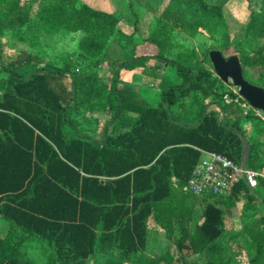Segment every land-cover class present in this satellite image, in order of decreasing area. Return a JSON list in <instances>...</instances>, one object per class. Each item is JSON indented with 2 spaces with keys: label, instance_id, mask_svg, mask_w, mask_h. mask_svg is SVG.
<instances>
[{
  "label": "trees",
  "instance_id": "obj_1",
  "mask_svg": "<svg viewBox=\"0 0 264 264\" xmlns=\"http://www.w3.org/2000/svg\"><path fill=\"white\" fill-rule=\"evenodd\" d=\"M227 6L244 22L232 45ZM156 10L165 33L159 25L145 43L166 52L140 55L136 32L117 33L116 15L83 0H0V264H195L201 256L264 264L263 179L254 191L242 182L224 197L184 189L202 151L240 163L243 139L247 166L264 168V122L239 101L226 104L227 84L193 52L180 63L168 55L170 32L207 33L218 39L208 58L213 50L237 56L244 78L247 70L250 84L264 89V0H162ZM72 34L80 57L57 61L42 50L49 37ZM114 45L121 60L106 80L99 71ZM149 56L178 79L156 105L139 106L118 83ZM92 112L105 114L100 141L92 129L100 120H85ZM241 203L254 216L228 229L226 212ZM160 230L172 247L156 259L146 251ZM29 240L46 254L30 256Z\"/></svg>",
  "mask_w": 264,
  "mask_h": 264
},
{
  "label": "rangeland",
  "instance_id": "obj_2",
  "mask_svg": "<svg viewBox=\"0 0 264 264\" xmlns=\"http://www.w3.org/2000/svg\"><path fill=\"white\" fill-rule=\"evenodd\" d=\"M85 3H87L89 6L96 10L104 11L107 13H111L117 16L119 19V24L117 27V33L120 31L124 32L125 34H130L131 32H136L133 36L134 44H137V54H147V53H163L166 52L165 48H159L157 44L152 43V39L156 36H158L159 31H156L159 29V25L161 26V33H165L163 31L164 25L160 24V12L159 10H156V7L159 3H161L162 0H83ZM207 2L211 3L214 0H206ZM228 7V8H227ZM223 9L225 14V21L228 25V33L227 37L230 42V45L235 43V41L238 40L240 37V34L242 33V24H244L243 21L236 15H232L230 13V7L227 6ZM239 11H242L241 5L238 3ZM30 19H35V12L32 11L31 14H29ZM242 23V24H241ZM20 29H26L27 26H19ZM160 33V34H161ZM157 34V35H156ZM152 37L151 41H148L145 43V41ZM78 38L79 36L77 34H72L68 36L63 35H57L54 37H49L45 42L42 50H45L47 56H52L54 58L60 59L59 57L61 55H70L71 57H80V53L78 51ZM158 39V38H156ZM170 46L168 47V55L175 60V62L180 63L184 59L192 60V57L189 55V53H194L195 59L198 61H202L203 64L213 70L212 63L210 59L207 57V53L209 50H211L213 47L214 42H218V39H211L209 36H207V33H204L199 36V38H190L188 35L179 32L178 30H174L170 32ZM113 41V40H112ZM114 43V42H113ZM260 45H264V38L259 40ZM115 45L112 47L111 50V56L108 62H105L102 66L104 70H100V77H105L106 80L110 79L112 75H110L111 71V63L117 62V60H121L119 56V51L116 49ZM214 51V50H213ZM222 52V51H221ZM223 53V52H222ZM148 55V54H147ZM223 55L227 58L228 55L226 53H223ZM46 57V55L44 54ZM47 58V57H46ZM49 59V58H47ZM117 59V60H116ZM194 59V58H193ZM115 60V61H114ZM195 60V61H196ZM60 64V63H59ZM62 65V64H60ZM214 71V70H213ZM249 71H245L247 74L246 78L249 83H254L255 79L254 77L251 78ZM124 73V74H123ZM215 73V72H214ZM121 75L124 77L122 78L123 81H128L130 84L131 82L139 84V89H141L142 93L141 95H137L134 98V102L137 103V105L142 106L151 103L149 101V98L146 96L151 97L153 102L156 101V98L159 99V94L162 92V90L169 86L170 83L166 80H163V77H168L173 82L177 81V75L174 69L172 67H169L168 65H165L163 63H159L156 58H151L149 56L148 59H145L141 61V64H139L138 67H135L134 71H129L125 73L124 71L121 73ZM142 76V77H141ZM215 76L216 73H215ZM131 83V84H132ZM123 82L120 81L118 83V86H122ZM264 86V83H263ZM136 90L135 88H132ZM227 89L230 91L227 96H225V102L226 104L230 105L232 102L239 103L240 108L245 112H249L250 110L256 111V109L252 108L245 100L244 102L240 100V96L238 94L239 89L236 88L232 82H229L227 84ZM232 93V94H230ZM146 95V96H145ZM243 102V103H241ZM246 105V107H244ZM250 106L251 108L248 109L247 107ZM92 114V115H91ZM91 116H88L85 118L86 121L88 120H95V117L100 120V124L93 125L92 129H95V132H93V136L97 139H101V132L103 131V127L106 125L105 120V114L102 113V115H93V112L91 113ZM134 114V113H132ZM256 115V114H255ZM257 116V115H256ZM259 117V116H257ZM263 122L264 120L259 117ZM92 122H88V125L91 126ZM100 127V128H99ZM99 129V130H98ZM245 131H247L246 128L243 127ZM256 136V135H255ZM242 161V160H241ZM248 168L250 166L248 165ZM255 170H260V167H256ZM192 198V196H188ZM255 209L253 207H250L248 204H238L237 209L234 211V214L232 212H226L228 217H233V221L237 220V225L242 226L244 224V219H249L254 216ZM227 217V218H228ZM227 228L233 229L235 225V221L232 224V221L228 218L227 219ZM242 224V225H241ZM179 235V234H178ZM172 242L168 241L166 237L164 236L163 232L160 230L159 232H154L151 234L150 237V243L148 245L146 255L158 258L162 257L166 251L172 247ZM29 246V254L30 256L35 257H43V254H46V248L43 247L42 244L36 242L35 240H29L28 241ZM234 257L237 258V260H245L244 258L241 259L240 255L235 251ZM195 264H208V260L204 257H195Z\"/></svg>",
  "mask_w": 264,
  "mask_h": 264
},
{
  "label": "built area",
  "instance_id": "obj_3",
  "mask_svg": "<svg viewBox=\"0 0 264 264\" xmlns=\"http://www.w3.org/2000/svg\"><path fill=\"white\" fill-rule=\"evenodd\" d=\"M256 114L264 120L263 111L256 110ZM261 179L264 180V168L251 169L224 154L202 151V157L184 189L195 197H224L231 195L242 182L254 191Z\"/></svg>",
  "mask_w": 264,
  "mask_h": 264
},
{
  "label": "water",
  "instance_id": "obj_4",
  "mask_svg": "<svg viewBox=\"0 0 264 264\" xmlns=\"http://www.w3.org/2000/svg\"><path fill=\"white\" fill-rule=\"evenodd\" d=\"M210 61L214 67L217 77L228 84H232L239 89V96L245 100L252 108L264 112V89L250 84L243 74L240 59L237 56L226 58L221 51L214 50L209 53ZM243 141L245 156L243 165L247 164L248 144Z\"/></svg>",
  "mask_w": 264,
  "mask_h": 264
},
{
  "label": "crops",
  "instance_id": "obj_5",
  "mask_svg": "<svg viewBox=\"0 0 264 264\" xmlns=\"http://www.w3.org/2000/svg\"><path fill=\"white\" fill-rule=\"evenodd\" d=\"M124 74V73H123ZM122 76V75H121ZM124 77V75L122 76V78ZM142 77V76H141ZM163 80H166L167 79V81L170 83V85L171 84H173V83H175V82H173L172 80H170L168 77H163L162 78ZM121 81L123 82V85L121 86V88L122 89H125L127 92H133V93H135L136 94V96L137 95H141V94H144V93H142V91H141V89H139V84H137V83H128V81H123V79H121ZM132 88H135L136 90H134V89H132ZM146 96V95H145ZM159 96V98H160V94L158 95ZM147 98H149V101H151V103L149 102V104L150 105H152V106H154V105H156L157 104V102L159 101V99H158V97L156 98V101H154V103H152L153 101L152 100H150V99H152L151 97H149V96H146ZM248 109H250L251 107L250 106H248L247 107ZM250 111H252V110H250ZM255 114H256V111H253ZM245 113H248V111L247 112H245ZM129 115H133L132 113H130ZM257 115V114H256ZM258 116V115H257ZM97 139V138H96ZM97 140H101V139H97ZM202 157V156H201ZM242 162V161H241Z\"/></svg>",
  "mask_w": 264,
  "mask_h": 264
}]
</instances>
